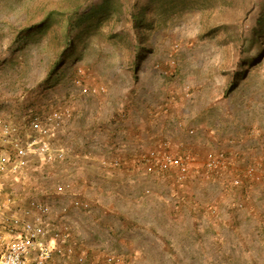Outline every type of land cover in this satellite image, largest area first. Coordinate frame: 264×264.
I'll use <instances>...</instances> for the list:
<instances>
[{
	"label": "rangeland",
	"instance_id": "1",
	"mask_svg": "<svg viewBox=\"0 0 264 264\" xmlns=\"http://www.w3.org/2000/svg\"><path fill=\"white\" fill-rule=\"evenodd\" d=\"M60 1L0 0V116L71 114L54 136L66 158L0 178V210L45 202L87 264H108L106 255L119 264H264V0H187L148 10L138 29L131 13L150 0H113L120 14L88 20L74 59L57 66L66 17L46 34L21 35ZM151 149L187 156L186 180L148 175L141 158ZM213 149L226 150L228 176L205 169ZM249 166L259 180L245 177ZM76 198L89 208L73 207Z\"/></svg>",
	"mask_w": 264,
	"mask_h": 264
},
{
	"label": "built area",
	"instance_id": "2",
	"mask_svg": "<svg viewBox=\"0 0 264 264\" xmlns=\"http://www.w3.org/2000/svg\"><path fill=\"white\" fill-rule=\"evenodd\" d=\"M80 79L76 78L74 83L81 85ZM82 90L87 91L86 87ZM70 116L69 109L61 107L43 114L29 112L24 114L22 122L0 116V178L18 173L39 158L46 162L64 160L66 150L55 145L54 136ZM141 161L150 176L172 173L179 182L189 176L190 160L185 155L151 149ZM203 163L213 175L228 176L232 166L223 149L208 150ZM245 177L260 179L253 166L246 168ZM231 183L240 187L242 180L233 177ZM4 201L3 206L7 207L10 199ZM71 205L84 210L89 208L88 202L77 198L71 199ZM237 206L241 208L244 204L240 201ZM51 212L52 208L43 201H31L27 207L9 214L0 210V264H87L85 254L70 243L69 232L53 226ZM104 258L108 264L121 261L119 256L106 255Z\"/></svg>",
	"mask_w": 264,
	"mask_h": 264
},
{
	"label": "trees",
	"instance_id": "3",
	"mask_svg": "<svg viewBox=\"0 0 264 264\" xmlns=\"http://www.w3.org/2000/svg\"><path fill=\"white\" fill-rule=\"evenodd\" d=\"M85 1L88 2V0H61L60 3H62L63 6L59 7L60 9L55 8L48 10L44 16H40L39 20H37L35 23H32L31 26H28L23 31L21 37H28L31 34H46L49 30L57 28V26L59 25L57 16L62 15L63 17H66L67 23L62 29V33L57 36V39L60 38L63 40L64 51L62 53L61 59L56 64L58 66V63L61 60H73L75 46L81 42V38L78 36V32H81L84 29V24L90 19H95L96 22L104 20L111 16L113 13L120 14L121 11V7H118L113 0H103L100 6H96L94 7V9L88 5L83 6L84 3L86 4ZM185 1L187 0H150L148 7H142L138 10L137 13H131L132 22L134 23V26L138 29L143 25L145 15L148 10L156 9L157 7H162L164 8V11H167L176 7L179 4L184 3ZM208 1H210L211 4H221L224 0ZM138 16L140 18H138ZM258 23L261 25L264 24V14H260V16L258 17ZM260 29L263 30V28ZM74 32L76 33L73 34ZM255 38H257V34H255ZM141 48L143 47H136L137 50ZM144 59L145 56L143 53H141V51L140 53H137V56L135 58L136 70L134 71L136 78L139 66L142 64ZM34 113L43 114L42 112ZM170 176H173V174L171 173Z\"/></svg>",
	"mask_w": 264,
	"mask_h": 264
},
{
	"label": "crops",
	"instance_id": "4",
	"mask_svg": "<svg viewBox=\"0 0 264 264\" xmlns=\"http://www.w3.org/2000/svg\"><path fill=\"white\" fill-rule=\"evenodd\" d=\"M154 137V135L151 137V138H153ZM152 143H154V141H151Z\"/></svg>",
	"mask_w": 264,
	"mask_h": 264
}]
</instances>
